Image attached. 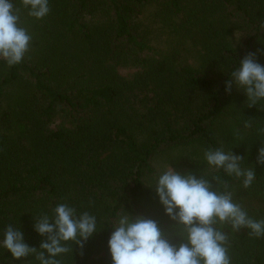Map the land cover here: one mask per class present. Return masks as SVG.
Instances as JSON below:
<instances>
[{"label": "trees", "instance_id": "trees-1", "mask_svg": "<svg viewBox=\"0 0 264 264\" xmlns=\"http://www.w3.org/2000/svg\"><path fill=\"white\" fill-rule=\"evenodd\" d=\"M12 2L32 40L22 63L0 61V240L11 226L42 251L33 225L66 203L95 215L98 232L83 249L66 242L59 264H112L107 241L124 210L178 245L154 185L169 166L264 220V101L225 91L246 54L264 65V0H49L40 20ZM217 148L243 157L251 186L207 165ZM217 227L232 264H264V237ZM0 261L39 264L3 248Z\"/></svg>", "mask_w": 264, "mask_h": 264}, {"label": "clouds", "instance_id": "clouds-1", "mask_svg": "<svg viewBox=\"0 0 264 264\" xmlns=\"http://www.w3.org/2000/svg\"><path fill=\"white\" fill-rule=\"evenodd\" d=\"M28 15L37 20L49 12V0H21ZM20 15L12 0H0V61L8 67L22 63L32 36L20 26ZM243 91L251 106L264 101V65L257 62L256 53L249 52L232 69L225 82V91ZM243 157L223 149H209L204 160L210 168L222 169L229 176L242 178L245 188L255 179L254 170H244ZM257 163L264 164V147L258 149ZM155 191L164 213L182 234L181 243L173 244L155 220L133 216L123 211L116 218L107 241L112 264H232L228 249L229 236L217 224L230 226L232 232L247 229L257 239L264 237V220L250 218L232 200L230 192L217 193L203 176L181 173L169 166L155 180ZM97 217L89 212L77 213L66 203L57 204L53 215H41L33 225L42 240L37 248L25 242L20 229L9 226L0 240V248L19 260L35 254L39 264H59L56 257L67 253L64 246L75 241L84 243L96 232ZM2 264V261H0Z\"/></svg>", "mask_w": 264, "mask_h": 264}, {"label": "rangeland", "instance_id": "rangeland-1", "mask_svg": "<svg viewBox=\"0 0 264 264\" xmlns=\"http://www.w3.org/2000/svg\"><path fill=\"white\" fill-rule=\"evenodd\" d=\"M173 158H174V157H173ZM156 161H157L158 165H161V162H162V161H159V160H156ZM162 165H163V167H165V166H167V163L164 164V162H162Z\"/></svg>", "mask_w": 264, "mask_h": 264}]
</instances>
